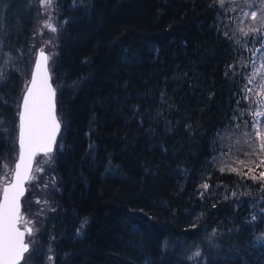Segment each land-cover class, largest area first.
Masks as SVG:
<instances>
[{
    "label": "trees",
    "instance_id": "obj_1",
    "mask_svg": "<svg viewBox=\"0 0 264 264\" xmlns=\"http://www.w3.org/2000/svg\"><path fill=\"white\" fill-rule=\"evenodd\" d=\"M58 1L53 264H264L260 0ZM42 13L0 0V181Z\"/></svg>",
    "mask_w": 264,
    "mask_h": 264
},
{
    "label": "snow or ice",
    "instance_id": "obj_2",
    "mask_svg": "<svg viewBox=\"0 0 264 264\" xmlns=\"http://www.w3.org/2000/svg\"><path fill=\"white\" fill-rule=\"evenodd\" d=\"M42 6H50L53 0H40ZM223 3V0H220ZM248 2V0H245ZM260 4L264 7V0H260ZM250 15L253 20L257 18L258 12L252 11ZM51 31L56 29L46 24ZM257 32L259 29H252ZM244 35H248L247 32ZM48 57L43 49L40 51L39 59L36 63L37 71L33 74L31 86L26 89V94L23 97V111L20 112V162L15 165L14 176L11 183H6L3 187V201L0 202V264H18L22 254L28 251V244L24 242L25 233L31 235L33 229L25 227L21 231L17 227L22 221L25 225L29 221H24L20 213V196L23 195L25 188L24 183L28 180L36 179L31 174V157L34 155V146L39 144L40 149L44 152L51 151V144L54 141L55 134L59 130L60 123L57 120L54 112V104L52 97L54 90L48 83V74L46 70V62ZM42 67L44 68L41 72ZM3 73L0 72V76ZM251 83V80H249ZM264 87V86H262ZM255 115H264L257 112ZM257 136L260 138V150L264 152V134L257 131ZM243 165L244 162L240 161ZM260 165H264V160L260 161ZM260 165H256L259 167ZM225 169H221L224 171ZM236 171L237 169H229ZM40 171V169H37ZM253 171V169H249ZM252 179L264 180V172H260L259 176H252ZM203 189H207L208 185H202ZM39 202V201H38ZM253 220L255 217L252 218ZM195 255H199L196 253Z\"/></svg>",
    "mask_w": 264,
    "mask_h": 264
},
{
    "label": "rangeland",
    "instance_id": "obj_3",
    "mask_svg": "<svg viewBox=\"0 0 264 264\" xmlns=\"http://www.w3.org/2000/svg\"><path fill=\"white\" fill-rule=\"evenodd\" d=\"M58 2V0H53L50 6L45 7L42 6L39 0V5L43 9L42 14L45 17V21L43 22L42 28L35 31L34 35L38 47L41 43H45V49L50 59L56 54L57 41L61 30V26L57 24L59 22H56L59 14L56 10ZM51 12H53L52 16ZM46 24L52 25L56 31H51L45 26ZM37 49L35 54H37ZM262 78L264 81V75H262ZM18 153L19 152L16 151L12 157L14 159L16 157L17 159ZM53 155L52 152L50 155L41 154L36 157L32 172V175H34L36 179L29 180L28 182L27 193L24 197L25 202L23 211L27 219L26 221L30 222L29 224L32 226L33 231L31 235L27 234V242L30 243L31 247L28 253L25 254L23 262L20 264H37L38 262L39 264H53L55 262V244H52L45 235L49 234L54 229L56 217L52 214L56 208H54L53 205V197L59 192L60 188L59 181L54 172L55 162H53ZM14 159H12V162ZM246 160L244 165L248 162V159ZM255 164L256 162H252V165ZM6 167L5 174L0 181V193L2 192L3 185L12 179L15 161L12 164H8L6 161L5 168ZM37 169H40V171H37ZM23 226H25V223H23ZM53 239L56 240L58 237L54 236Z\"/></svg>",
    "mask_w": 264,
    "mask_h": 264
},
{
    "label": "water",
    "instance_id": "obj_4",
    "mask_svg": "<svg viewBox=\"0 0 264 264\" xmlns=\"http://www.w3.org/2000/svg\"><path fill=\"white\" fill-rule=\"evenodd\" d=\"M41 49H43L45 55L48 57V60L46 62V70H47V74H48V77H49L48 83L50 84L51 88L54 90V96L52 97V102L54 104L55 116H56L57 120L60 123V127H59V130L55 134L54 141L51 144V151L50 152H47L46 153V152L42 151L40 149V145L39 144H37V145L34 146V155H32L31 161H30V164H31V174L33 172V168H34V164H35V160H36L37 155H39V154H46V155H48V154H50V153H52V152L55 151L56 146H57V143H58V140H59V136L61 134L62 127H63L62 122H61V120H60V118L58 116V112H57V88L54 85L53 80H52V73H51L50 64H49V55H48V52L45 49V43H42V45L38 48V51H37V54H36L35 63H34V66H33L32 72H31V78H30V81H29V83L27 85V88L31 86V83L30 82H31V80L33 78V74L37 71V69H36V63H37V60L39 59ZM43 70H44V68L42 67L41 72H43ZM25 94H26V90H25V92L23 94V97H24ZM23 97H22V101H21L20 112L23 111ZM20 112H19V114H20ZM20 123H21V121H20V115H19V137H18L19 153H18V157H17V159L15 161V165L20 162V160H19V157H20ZM14 170H15V167H14ZM13 176H14V172H13ZM13 176H12L11 181L6 182V183H11L12 180H13ZM28 182H29V180L24 183L25 191H24L23 195L20 196V199H19V203H20V213H21L22 217L24 218V221H26L27 219H26L25 214H24V211H23V198H24V196L27 193V187H28L27 184H28ZM5 184L3 185V187L5 186ZM2 201H3V188H2V192H1V196H0V202H2ZM23 223L24 222L22 221L21 223H19L17 225V227L20 228L21 231H24V229H25L26 226L32 228V226L30 224H27L25 226H22ZM24 242L26 244H28V251H29L31 246H30V243L27 242V233H25ZM27 252H25V253L22 254V257L19 259L18 264H20V263L23 262V260L25 258V254Z\"/></svg>",
    "mask_w": 264,
    "mask_h": 264
}]
</instances>
